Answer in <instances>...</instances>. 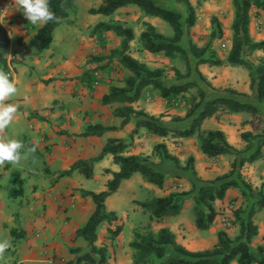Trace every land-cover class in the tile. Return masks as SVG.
Here are the masks:
<instances>
[{
    "label": "crops",
    "instance_id": "crops-1",
    "mask_svg": "<svg viewBox=\"0 0 264 264\" xmlns=\"http://www.w3.org/2000/svg\"><path fill=\"white\" fill-rule=\"evenodd\" d=\"M78 1L76 0L77 5ZM97 2L99 3V0ZM0 6L3 11L7 10L8 16L3 25L11 38V45L6 54L8 61L6 72L15 80L18 88L17 94L6 101L15 104L18 112L10 127L0 131V140L17 139L25 145L22 150L25 158L19 165H11L7 162L0 165V241L7 240L11 248V251L8 249L0 255V264H16L17 261V264H47L54 258L61 264V259L67 261L74 259L75 256L69 252V248L78 241L75 239L76 231L87 223L95 210L93 201L90 198H83L80 191L100 193L107 190V185L112 180V173L119 172L120 167L114 163L112 155H107L94 164L92 179H87L78 170L65 177H60V173L70 170L80 160L97 158L110 139L127 141L126 155L148 157L154 167L165 175L164 187L159 188L146 182L141 174H134L130 180L123 181L118 191L107 199V211L117 216V220L113 223L123 226L120 233L123 237H127L136 229L134 220L138 214H145V210L139 208L141 207L139 202L165 197L170 193L191 192L197 181L196 178L207 182L231 171L235 158L206 156L201 151L197 135L181 139L172 135L163 138L144 127L133 134L136 129V120L124 123L123 118L114 115L115 110L123 105L120 103L105 105L102 102L112 86L123 84L124 78L118 80L112 69L110 72L99 74L100 80L104 77L107 80L102 81L93 91L81 82L80 78L84 71L95 67L90 64L89 59L91 56H98L95 44L98 42L92 35V31L97 24L107 22L106 20L112 16L101 20L99 18L101 15H94L96 19H91L93 25L86 26V29L89 28L87 31L90 35L89 32L78 35V29L74 26L62 24L53 33L50 49L39 53L33 49H27L26 45L29 38L44 24H30L22 11L16 9L14 0H0ZM130 7L135 6L120 10H128ZM253 13L251 24L253 19L257 20ZM258 13L259 22L264 23V14ZM233 20L234 15H231L228 19L229 30L226 31L225 36V50L219 55L222 63L217 66L218 71L212 70L209 64L199 65L198 69L205 81L201 78L199 80V75L193 70L191 74L198 76L188 82L200 87L205 92L207 101L228 97L226 90H233L247 95L246 99L239 98L241 101L255 104L252 99L249 71L242 66H232L227 61L232 48ZM250 32L252 38L257 33L253 30ZM132 50L131 45L130 55L143 62L139 53H134ZM138 50L143 51L142 46ZM145 52L147 53L146 50ZM259 53L264 54L258 51ZM149 96L150 101L147 100ZM133 107L158 119L161 126L173 130L190 127L196 117L195 114L192 118H187V108L183 104L168 106L159 91L155 90L147 92L143 99L133 104ZM95 125H102L109 130L100 137L81 136L89 126ZM201 129L222 131L228 142L240 152L245 151L247 146L242 134L245 132L255 134L252 117L247 113L227 114L219 111L204 120ZM159 144L166 145L168 152L178 158L181 167L185 168L189 158L192 157L196 175L187 169H178L173 162L165 161L155 155L154 148ZM32 146H36L34 153L27 151ZM262 153L263 157L260 160L243 166L245 169L249 166L247 172L257 174L256 178L263 176V180L259 179L262 180L261 185L264 183V148ZM242 173L248 181V173ZM15 177L22 181L23 194L12 198L10 191L13 188L19 189V185L14 182ZM251 182L255 187L257 186V181L252 179ZM255 187L253 186V189ZM76 188H79L77 193L80 196L77 195L75 199L64 198L69 190ZM233 191L234 189L228 190L224 200L215 201L214 206L218 216L209 230L203 231L196 227L193 198V202L185 200L180 215L168 217L161 223L156 221L161 225L159 230L169 229L180 245L193 252L214 248L218 243V233L222 230L226 231L231 238H235L238 235V228L227 224L230 219H233V216L229 214L230 210L221 211L225 207L228 208L233 200ZM112 197H115L116 207L109 206ZM234 198L237 199V196ZM128 210H131V215ZM67 216L71 217L69 223L66 222ZM144 216L147 220L151 219L150 213ZM225 218L228 219L225 220ZM253 222L258 226V234L252 240V246L264 247V207L257 210ZM106 224L108 223L103 225ZM180 225H185L181 230L183 236L180 235ZM102 226L98 230V241ZM108 227L114 229L115 226ZM12 231L23 236L14 238ZM105 240L104 244L102 241H99V244L107 247L110 256L113 253L112 239ZM114 258L113 256V262L109 259L110 264H125L122 259L119 258L116 262Z\"/></svg>",
    "mask_w": 264,
    "mask_h": 264
},
{
    "label": "trees",
    "instance_id": "trees-1",
    "mask_svg": "<svg viewBox=\"0 0 264 264\" xmlns=\"http://www.w3.org/2000/svg\"><path fill=\"white\" fill-rule=\"evenodd\" d=\"M179 1L185 6V17L174 10L160 6L157 0H102L100 6L92 8L89 14L110 17L122 8L136 6L146 15L167 23L173 33L170 37L159 32L153 25L146 24V30L141 33L139 38L143 50L150 54H163L169 58L181 55L185 57L189 69L186 78L191 77L194 70L200 78L204 79L199 71H196L199 65L219 66L222 62L219 59L212 61L207 58L206 49H200L192 43H190L189 50L184 47L186 32L195 25L197 15L189 0ZM232 1L235 8L232 24L233 39L227 61L232 66H242L249 71L252 99L255 104L241 101L239 98L246 99L247 95L233 90H226L228 97H219L207 101L205 92L194 83L186 81L185 83L166 84L164 72L161 69H151L130 55L131 43L135 40V33L131 27L124 23L101 22L92 31V35L103 48L107 33L115 34L121 39V43L118 48L111 51L108 57L93 56L90 64L95 65V67L86 69L80 80L90 91H93L102 83L99 74L110 72L111 69L108 68L114 61L129 72V75L122 80V86H112L109 93L103 97L102 102L105 105L112 103L123 105L115 110L114 115L123 118L124 123L136 120V129L133 134L137 133L139 128L144 127L151 133L163 138L172 135L181 139L197 135L201 151L206 156L210 158L219 156L235 158L228 174L207 182L196 178L197 181L194 183L191 192L170 193L165 197L138 203L142 209L150 213L151 219L160 223L168 217L180 215L185 199L191 195L194 200L193 214L196 227L206 231L211 228L218 216V211L214 206L215 201L224 200L228 190H241V195L245 200H250L252 193H254L253 187L243 179L240 169L245 164L254 163L263 157L264 129L261 135L253 132L242 134V138L247 144L243 152L234 148L222 131H203L201 129L203 121L219 111L227 114L247 113L253 120L258 119L260 123L254 124L252 121L254 131L260 130L262 120L260 117L264 116V60L257 66L249 61V57L255 52L264 53V41H254L250 32L252 13L257 11L264 14V0ZM49 5L55 13V20L44 24L29 38L26 45L27 49H33L39 53L50 49L54 31L66 23L70 13L75 9L76 0H49ZM0 11H3L1 6ZM214 22L215 27L221 33L220 36H222V27L219 21L215 19ZM10 45V34L4 25L0 24V69L3 71H8L6 54ZM105 60H108L107 64H104ZM193 60L196 63L192 67ZM192 88H197V95L186 96ZM152 90L159 91L168 106H175L179 100L185 102L187 118H192L196 114L191 126L182 130L169 129L161 126L158 119L149 116L144 111L136 110L133 104L143 99L146 93ZM108 130L102 125L89 126L81 136L100 137ZM127 149V141L110 139L97 158L80 160L70 170L60 173V177H65L78 170L87 179H92L94 164L107 155H112L114 163L120 167L119 172L112 173V180L108 183L107 190L100 193L80 191L83 198H90L93 201L95 210L87 223L76 231L75 239L83 240L86 246L69 249V252L75 257L67 264H110L107 247L97 245L98 230L104 223L111 224L117 220L115 213L107 211L106 201L118 191L123 181L130 180L134 174L139 173L146 182L159 188L164 187L165 175L154 167L150 159L126 155ZM154 154L165 161L173 162L178 169H187L196 175L192 157L189 158L184 168L181 167L178 158L168 152L165 144L155 146ZM14 182L19 185V189L13 188L10 191V197L17 198L23 194L22 181L15 177ZM248 206L245 210L242 208L234 210V218L230 225L238 228V235L231 238L226 231H220L217 245L210 250L189 251L176 241L175 235L167 228L159 230L158 233L151 232L147 235L137 233L136 240L132 243V247L137 252L134 263L143 264L145 260L161 261L167 256L168 250H172L175 254L160 264H264V247L254 248L252 246V240L258 234V226L253 222V217L258 209L264 207V183L261 185L256 199L251 201ZM122 229V225H116L114 229L111 228L109 231L110 239H116ZM12 236L21 238L23 235L12 231ZM47 264L60 263L54 258Z\"/></svg>",
    "mask_w": 264,
    "mask_h": 264
},
{
    "label": "rangeland",
    "instance_id": "rangeland-1",
    "mask_svg": "<svg viewBox=\"0 0 264 264\" xmlns=\"http://www.w3.org/2000/svg\"><path fill=\"white\" fill-rule=\"evenodd\" d=\"M191 4L194 6L196 10V15H197V21L195 25L190 28L184 37V47L189 50L190 43L196 45L200 49H206V57L210 58L212 61H215L219 59L220 53H224L225 50V44H226V39L225 36L227 35V32L229 30V22L228 19L231 17V15H234V5L232 0H189ZM101 0H99V3L97 0H79L78 5H75V9L70 13L68 20L66 21L65 24L68 26H74L76 29H78V35H85V33L89 31V28L86 29L87 25H90V27L93 25L92 23V18L96 19L94 15H90L89 11L91 8H96L100 4ZM158 4L164 8L174 10L183 17L186 16L185 12V6L182 2L179 0H157ZM254 16H256V19H253L252 24H251V30H253L255 33V36L253 39L255 41H262L264 40V23L259 22V13L254 11L253 13ZM70 18V19H69ZM101 20H106L107 16H100L99 17ZM217 19L220 23V26L222 27V36H220L221 33H219L218 29L215 27V22L214 20ZM99 20V21H101ZM107 22H120L124 23L127 26L131 27L134 30L135 33V40L131 43L133 50L132 52L137 54L139 53V57L145 64L150 67L151 69H161L164 72L165 76V81L166 84H170L171 82H179V83H185L186 81H191L195 78H197L198 75H192L189 78H186L187 74L189 73V69L187 66V62L185 60V57L181 55H177L176 57L169 58L166 57L163 54L155 55V54H150L146 53L145 50L140 51L138 50L139 47H141L139 38L140 35L143 31L146 30V24L149 23L156 27L159 32L162 34L170 37L172 36V29L170 26L157 19L150 17L146 15L143 11H141L138 7H130L128 10H120L116 14H114L109 20H106ZM261 21V20H260ZM90 35V32H89ZM106 43L105 47L103 48L99 43L96 44L97 48V55L98 56H106L108 57L110 55L111 50L116 49L120 46L121 39L117 37L115 34L111 33L106 34ZM92 58V56H91ZM264 60V54H261L258 52H255L249 57V61L254 65L257 66L259 65L262 61ZM91 59H89V62ZM108 60L104 61V64H107ZM196 61L193 60L192 62V67L195 65ZM212 70L218 71L217 66L213 65H208ZM112 69L116 73V77L118 80L125 78L126 76L129 75V72L125 69H123L116 61L112 63V65L108 68ZM196 71H199L197 68ZM193 72V71H192ZM199 73L202 75V73L199 71ZM198 74V73H197ZM103 77V76H101ZM181 77V78H179ZM183 78V79H182ZM198 79L200 80V76H198ZM202 79V78H201ZM107 80V78H102L101 81ZM202 81H205L202 79ZM195 84V83H194ZM187 96H192V95H197V88H192L189 93L186 94ZM7 103V102H6ZM261 120V127L260 130L254 131L256 134L261 135L264 129V116L260 117ZM252 121L254 124L260 123L258 119ZM252 123V127H253ZM249 166L245 168H241L240 172L244 178V180L249 183L250 185L252 184V179L257 181V186L254 188V193L251 195L250 200H245V198L242 197L241 195V190L239 189H234L232 195H233V200L230 202L228 205V208L221 209L226 210L229 209V214H231L234 218V210L238 208H242V210H245L248 208L249 203L251 201L256 199L257 193L260 190V183L263 180V176H258L256 178L253 172H247V169ZM255 171V170H254ZM248 173L247 177L249 180L247 181L245 179V175L242 173ZM255 173V172H254ZM259 173V172H258ZM251 174V175H250ZM262 180H259V179ZM251 180V181H250ZM252 186V187H253ZM79 191V188L76 189H71L68 191L67 195H65L66 198L70 199H75L77 195H79L77 192ZM80 196V195H79ZM189 196V197H188ZM186 198L187 200L192 201V196L188 195ZM237 196V199L234 197ZM115 197L111 198V201L109 203V206H114L116 207V200H114ZM185 199V200H186ZM235 199V200H234ZM193 202V201H192ZM141 209V207H139ZM129 215H131V210H128ZM149 212L145 211L144 215H147ZM128 215V217H129ZM143 214H138V216L135 218L134 223L136 224V229L131 231L127 237H123V235H119L116 239L112 240L111 245L113 249V253L110 255V260L113 262V256L115 257V261L120 258L125 264H130L133 262L135 264V258L137 256V252L135 249L132 247V243L136 240V234H142V235H147L148 233H156L160 229V223H157L155 220L150 219L147 220L146 216ZM127 217V218H128ZM126 218V220H127ZM229 218V217H228ZM228 218H225L227 220ZM71 221V217L67 216L66 222L69 223ZM232 219H230L227 224H231ZM115 226L117 223H111L103 225L101 230H100V238L99 241H102V244L106 242L105 239L109 238L110 239V227L108 226ZM185 225H180L179 231L180 235L183 236V232L181 230L182 227ZM128 231V229H127ZM185 231V229H184ZM98 245H102L99 244ZM17 242V239H16ZM86 243H84L82 240H78L75 242V245L72 248L76 247H85ZM71 249V248H69ZM9 251H11V248H9ZM175 253L172 250H168L167 256L161 260V261H150V260H145L143 264H160L166 262L170 257H172ZM17 261V259H16ZM143 261V260H142ZM69 261L65 259H61V264H67ZM16 264L18 263L15 262ZM236 264V263H232Z\"/></svg>",
    "mask_w": 264,
    "mask_h": 264
},
{
    "label": "clouds",
    "instance_id": "clouds-1",
    "mask_svg": "<svg viewBox=\"0 0 264 264\" xmlns=\"http://www.w3.org/2000/svg\"><path fill=\"white\" fill-rule=\"evenodd\" d=\"M14 4L32 25L46 24L55 20V13L50 8L49 0H14ZM7 16V10L0 11V24L5 23ZM17 92L15 80L10 77L8 72L0 70V131L10 127L18 112L15 104L6 103ZM24 148L25 145L20 140H0V165L5 162L19 165L25 158V153L22 152ZM27 151L34 153L36 146L28 148ZM8 249L9 242L7 240L0 241V255H3Z\"/></svg>",
    "mask_w": 264,
    "mask_h": 264
},
{
    "label": "built area",
    "instance_id": "built-area-1",
    "mask_svg": "<svg viewBox=\"0 0 264 264\" xmlns=\"http://www.w3.org/2000/svg\"><path fill=\"white\" fill-rule=\"evenodd\" d=\"M147 100L150 101V96L147 98ZM182 104L185 105V102L179 100V102H177L175 104V106H179V105H182Z\"/></svg>",
    "mask_w": 264,
    "mask_h": 264
}]
</instances>
